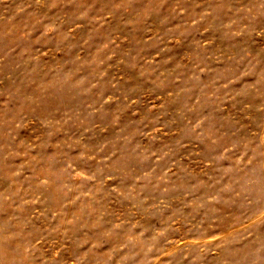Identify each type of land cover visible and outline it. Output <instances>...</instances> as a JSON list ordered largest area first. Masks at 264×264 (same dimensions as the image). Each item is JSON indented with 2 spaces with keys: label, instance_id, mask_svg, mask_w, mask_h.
Listing matches in <instances>:
<instances>
[{
  "label": "rangeland",
  "instance_id": "374dc122",
  "mask_svg": "<svg viewBox=\"0 0 264 264\" xmlns=\"http://www.w3.org/2000/svg\"><path fill=\"white\" fill-rule=\"evenodd\" d=\"M0 264H264V0H0Z\"/></svg>",
  "mask_w": 264,
  "mask_h": 264
}]
</instances>
